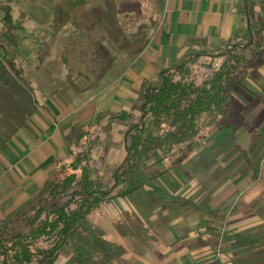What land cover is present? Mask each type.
<instances>
[{
	"label": "crops",
	"instance_id": "obj_1",
	"mask_svg": "<svg viewBox=\"0 0 264 264\" xmlns=\"http://www.w3.org/2000/svg\"><path fill=\"white\" fill-rule=\"evenodd\" d=\"M261 23L264 27V0H163L161 16L148 33L143 51L131 57L125 69L116 67L119 60L112 63L95 93L69 90L65 92L71 96L64 92L67 100L61 104L38 102L39 108L23 128L0 145V222L40 193L54 174L56 161L66 158L63 136L75 125L89 122L99 111L128 110L126 101L130 107L144 82L179 63L189 39H204L216 48L235 36H258L249 30ZM111 70L120 71L119 79L105 85V75ZM129 86L132 91L127 95L123 88ZM237 95L245 109L240 121L228 126L230 134L216 132L210 146L202 152L197 146L184 165L150 179L130 196L104 203L99 214L93 213L87 234L72 239L54 264H228L232 254L217 255L219 240L211 235L225 227L235 212L225 211L226 199L255 194L257 182L264 187V178L253 174H264V64L241 83ZM122 130H115L112 140L118 141ZM225 135L222 141L218 139ZM231 135L239 154L220 159L223 151L230 152L234 146ZM116 152L113 156L122 159L123 153ZM205 152L211 153L206 159L212 168L203 170L193 161ZM208 202L212 203L209 209Z\"/></svg>",
	"mask_w": 264,
	"mask_h": 264
},
{
	"label": "trees",
	"instance_id": "obj_2",
	"mask_svg": "<svg viewBox=\"0 0 264 264\" xmlns=\"http://www.w3.org/2000/svg\"><path fill=\"white\" fill-rule=\"evenodd\" d=\"M77 3L69 2V9L85 1ZM157 7L161 14L163 0L157 1ZM10 10L5 6L2 12L8 28L13 25ZM95 19L120 51L133 49L128 51L131 57L143 51L148 35L138 31L121 39L129 24L127 16L117 31H113L117 21L112 11ZM257 32L256 37L235 36L216 48L204 39H189L179 63L144 82L128 110L99 111L89 122L75 125L63 136L66 158L56 161L55 172L40 193L0 222V264H54L72 239L87 234L84 230L88 229L85 224L89 216L104 203L130 196L150 179L167 175L189 160L196 148H202L198 145L202 140L240 121L245 107L237 99V89L264 64L257 63L264 57L262 23L250 27L249 33ZM114 34L119 35L117 40ZM7 42L14 45L10 31L0 35L4 58L0 66V145L23 128L39 108L22 70L7 59ZM98 47L105 63L96 76L100 80L114 58L107 48ZM256 52L259 54L253 59ZM91 55L93 63L101 59ZM65 68L70 73V65ZM67 80L73 84L70 76ZM73 86L76 92L83 91ZM115 123L124 129L117 135L118 141H111ZM115 149L123 157L109 164ZM249 169L252 171V167ZM191 201L197 209V201ZM227 237L216 245L217 255L230 253L232 258L227 263L238 264V255L233 254L235 246Z\"/></svg>",
	"mask_w": 264,
	"mask_h": 264
},
{
	"label": "rangeland",
	"instance_id": "obj_3",
	"mask_svg": "<svg viewBox=\"0 0 264 264\" xmlns=\"http://www.w3.org/2000/svg\"><path fill=\"white\" fill-rule=\"evenodd\" d=\"M78 1L80 0H0V35L3 36L4 33L10 31L14 39V45L11 42H7L5 45L8 54L7 59L13 61L15 66L22 70L23 77L27 80L29 86L34 89L38 102L54 100V104H61L62 99L67 100L65 94L71 96L66 92L70 90L71 93H75L73 84L79 89H92L94 93L99 91L101 81L96 76L105 63H103L102 51L98 49V45L107 48L106 50L114 58L113 65L120 61V64H116V67L118 66L120 71L125 69L126 62L131 59L128 51L133 49L120 51L113 44L106 31L99 29L95 23L98 14L105 13L108 10L112 11L114 21H117L113 31L118 30L119 24H125L127 20L125 17H128L129 24L126 33L124 32L121 35V39L127 35L136 34L138 31L141 34L148 35L161 16L157 7L158 0H82L85 1L84 4L75 5V8L70 10L68 3L78 4ZM5 6H9L11 9L10 14L13 25L10 28L2 20V12ZM114 35L117 40L119 35ZM91 54L101 59L93 63V61H90ZM120 57L123 58L120 59ZM262 62H264V57L257 61L258 64ZM1 65H4V58L0 52ZM69 65L70 73L65 68ZM119 72L115 70L108 72L105 75V78H107L105 85L113 84L114 81L119 79ZM255 72L256 70L252 73ZM69 76L73 84H70L67 80ZM130 86L134 88L133 84ZM130 86L129 88H123L125 91L128 90L127 95H130L132 91ZM136 90H139L138 85ZM64 92L65 94H63ZM241 100L243 99H240V103L243 104ZM86 101L85 99L83 102ZM128 104L129 100L126 101V109H129L132 105L128 107ZM121 108L124 107L121 106ZM234 122L237 123V121ZM118 128L124 129L122 125L115 123L114 131L110 136L111 141L113 136L117 134L115 130ZM1 131L4 133L3 129ZM223 131L231 133V129L228 127ZM227 135L218 139L222 141ZM232 137L233 135L229 137V140ZM211 139L213 138L204 139L198 145H202L204 149L208 148ZM231 140L234 146L230 152L223 151L224 153L220 159L224 160L227 157L232 159L233 155L239 154L235 144L236 140L234 138ZM202 148L201 152L204 151ZM116 153L119 154L120 152ZM117 157L109 158V164L117 163L119 161ZM206 157H211V153L205 152L202 157L196 158L193 164L199 163L203 170L212 168L207 164ZM190 168L192 169V167ZM238 169L242 171L240 166ZM244 169L248 170V166L246 165ZM253 174L254 177L264 178L263 173L257 172L255 174L253 172ZM259 183H256L258 189L255 194H250L248 197L247 195L243 197L240 194L237 197L226 199L222 203L225 211L235 212L229 218L230 220L225 222V227L213 231L211 235V238H216L215 240H219V242L223 240L225 235H228L227 240L235 246V253L233 254L238 255V258H236L238 264H264V187ZM211 205L212 203L209 205L208 202L207 208L209 209ZM98 211L97 214L102 211V208ZM214 214L217 215V211ZM93 217H95L94 214H91L85 227L88 226V221ZM255 259L257 260L253 261Z\"/></svg>",
	"mask_w": 264,
	"mask_h": 264
}]
</instances>
